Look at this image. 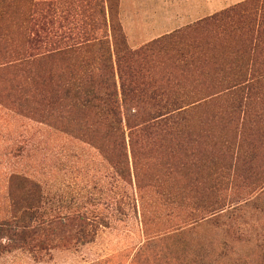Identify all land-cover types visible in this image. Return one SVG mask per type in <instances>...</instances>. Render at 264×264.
<instances>
[{"label":"rangeland","instance_id":"374dc122","mask_svg":"<svg viewBox=\"0 0 264 264\" xmlns=\"http://www.w3.org/2000/svg\"><path fill=\"white\" fill-rule=\"evenodd\" d=\"M246 1L250 0H0V5L7 6L0 18V63L37 54L32 38L42 23L47 28L46 54L70 48L77 54L48 59L41 66L45 75L65 68L79 69L82 57L98 56L104 50L114 54L116 62L112 21L123 32L127 47L138 50ZM121 38L116 40L122 52ZM82 45L87 47L81 49ZM172 64L156 59L153 69ZM18 68L19 72L26 69ZM25 73H20V77L25 78ZM174 74V78L170 77L173 84L191 81V77H182L180 72ZM204 81L202 88L188 97L193 104L190 124L196 130L205 124L206 134L227 140L230 136L237 140L236 144L262 138L263 144L253 146L258 150L256 164L250 170L243 165V159L241 165L237 145L212 153L203 143L197 149L199 167L192 171L190 188H167L162 192L150 189L143 192V198L137 192L134 175V185L116 179L113 164L87 139L37 122L15 106L10 108L0 102V217L9 215L12 201L17 200V187L10 188L9 177L21 174L42 184L52 210H80L100 218L95 240L88 245L78 244L72 236L62 237L57 230L54 236L46 237L42 249H14L0 254V264H264V236H255L251 241L236 239L227 211L216 214L221 217L218 220L208 212L212 207L238 205L256 198L254 183L259 178L251 176V172H264V84L251 90H234L230 78ZM46 82L42 85L29 78L28 94H35L38 88L49 90ZM232 109L237 119L247 113L246 127L237 122L239 131L236 134L233 130L229 135L233 123H221L220 119L226 117L229 121ZM253 125L261 128L258 133ZM246 147L240 150L245 153ZM147 169L144 167L143 171ZM175 175L166 185L175 182ZM165 192L182 196L185 204L166 203ZM145 203H149L152 218L150 236L143 226ZM258 204L259 215L264 217V194L259 196ZM190 214L195 220L184 223L181 217Z\"/></svg>","mask_w":264,"mask_h":264},{"label":"trees","instance_id":"16d2710c","mask_svg":"<svg viewBox=\"0 0 264 264\" xmlns=\"http://www.w3.org/2000/svg\"><path fill=\"white\" fill-rule=\"evenodd\" d=\"M6 10V5H0V18ZM112 24L113 21L116 62L114 54L104 50L98 56L82 57L79 69L65 68L59 73L47 72L44 75L41 66L48 59H66L77 54L72 48L46 54L47 28L42 23L41 31L32 38L37 54L30 55L28 59L14 58L0 63V102L10 108L15 106L37 122L87 139L113 164L116 179L134 185V175L137 192L142 198L145 196L143 192L150 189L162 192L167 188H190L194 177L192 171L199 167L197 149L203 143L212 153L237 145L239 163L242 165L244 159L243 165L251 170L259 158L257 147L253 146L262 143V138H250V143L236 144L237 140L230 136L227 140L216 138L213 133L211 136L206 134L205 124L196 130L188 118L193 105L188 102V97L202 88L200 85L205 79L230 78L234 90H251L264 84V0L243 2L138 50L128 48L123 32L121 29L119 32L117 24ZM116 38L123 42L122 52ZM85 47L82 45L81 49ZM156 59L173 64L165 69H153ZM19 66L26 68L24 72L17 71ZM175 72H180L182 77H191V81L185 80L183 85L173 84L170 77L174 78ZM20 73H25L26 77L21 78ZM165 75L169 78L166 79ZM29 78L33 82L40 81L42 85L47 81L49 90L44 92L38 88L35 94L29 95ZM229 114V121L222 117L220 122L233 123L229 135L233 130L237 134L239 126L235 124L238 122L239 125L241 121L243 128L247 113L242 116L243 120L235 117V109ZM260 129L254 126L257 133ZM244 147L245 153L240 150ZM144 167L148 168L147 171H143ZM152 169H156V173H152ZM174 174L175 182L166 185ZM251 176L259 178L254 183L256 198L253 201L249 199L238 205L208 210L214 217L227 211L232 234L239 240L251 241L255 236H264V217L259 215L261 209L258 206L259 196L264 194V172L256 170L251 172ZM9 184L10 188L17 187V200L12 201L11 213L0 217V254L14 249H42L46 245V237L54 236L57 230L62 237H74L82 246L95 240L99 217H91L80 210L63 213L60 207L52 210L42 184L27 176L12 174ZM163 199L166 203L176 201L179 206H183L186 200L166 192ZM149 203L142 206L147 236H150L152 223ZM181 218L186 224L195 220L193 214Z\"/></svg>","mask_w":264,"mask_h":264},{"label":"crops","instance_id":"0c3cea01","mask_svg":"<svg viewBox=\"0 0 264 264\" xmlns=\"http://www.w3.org/2000/svg\"><path fill=\"white\" fill-rule=\"evenodd\" d=\"M210 16H212V15H210ZM210 16H209V17H210Z\"/></svg>","mask_w":264,"mask_h":264}]
</instances>
